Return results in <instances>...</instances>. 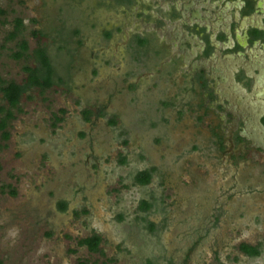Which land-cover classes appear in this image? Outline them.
I'll return each instance as SVG.
<instances>
[{
	"label": "rangeland",
	"instance_id": "1",
	"mask_svg": "<svg viewBox=\"0 0 264 264\" xmlns=\"http://www.w3.org/2000/svg\"><path fill=\"white\" fill-rule=\"evenodd\" d=\"M104 13L98 0H0V87L25 84L35 50H72L62 85L31 87L14 108L0 92V120L12 114L0 264H264V157L227 156L178 85L138 78L143 63L102 37ZM61 27L79 31L65 48ZM93 234L94 253L78 245Z\"/></svg>",
	"mask_w": 264,
	"mask_h": 264
},
{
	"label": "flooded vegetation",
	"instance_id": "2",
	"mask_svg": "<svg viewBox=\"0 0 264 264\" xmlns=\"http://www.w3.org/2000/svg\"><path fill=\"white\" fill-rule=\"evenodd\" d=\"M138 78L178 85L220 150L264 157V0H98Z\"/></svg>",
	"mask_w": 264,
	"mask_h": 264
},
{
	"label": "trees",
	"instance_id": "3",
	"mask_svg": "<svg viewBox=\"0 0 264 264\" xmlns=\"http://www.w3.org/2000/svg\"><path fill=\"white\" fill-rule=\"evenodd\" d=\"M20 25V23H18ZM56 35V39L59 43L63 44V48L66 47L68 39L75 34H79L77 29H71L68 27H61L59 30L53 31ZM21 49H26V43L22 42L20 44ZM56 56H49L47 52L43 49L35 50V67L28 68L25 70L28 72V76L25 84H16L9 82L0 87V92L3 99L8 103L10 108H14L18 105L21 96L29 90L31 87H38L40 89H48L53 85H62L63 77L60 72L65 76L68 75L69 61L72 57V50H67V56L64 59H60L57 55H60L61 49L58 48ZM20 55V54H19ZM18 57V56H17ZM58 59V61H57ZM12 117L10 110L6 111L5 117L0 120V130L3 131L7 126V120ZM3 136L6 137L7 134L3 132ZM151 179V173L149 171H142L136 174L135 181L140 185H146ZM13 194V192H11ZM61 210H64L66 204L64 202L59 203ZM150 208V204L143 202L141 205L142 210H147ZM148 229L153 231L154 225L152 223L147 224ZM101 243V238L97 234H93L89 237L80 239L78 241L79 246L86 247L89 252H99V245ZM239 249L244 254L254 257L259 255V250L257 247H253L247 244H240ZM77 264H86V262L79 261ZM146 264H153L152 261L147 260Z\"/></svg>",
	"mask_w": 264,
	"mask_h": 264
}]
</instances>
